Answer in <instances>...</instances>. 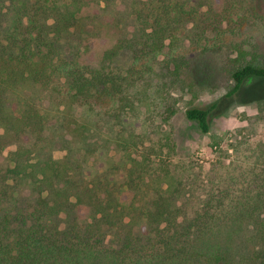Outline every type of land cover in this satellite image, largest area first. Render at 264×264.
Here are the masks:
<instances>
[{
	"label": "trees",
	"instance_id": "16d2710c",
	"mask_svg": "<svg viewBox=\"0 0 264 264\" xmlns=\"http://www.w3.org/2000/svg\"><path fill=\"white\" fill-rule=\"evenodd\" d=\"M12 1L0 2V264H264V173L190 206V171L167 169L157 146L140 154L150 135L123 122L157 100L150 78L132 71L161 52L165 28L147 32L149 18L135 7L136 34L103 17L100 30L71 47L64 33L107 0ZM235 53L227 97L264 80V61ZM186 66L178 62L172 86L183 84ZM213 107L188 108L185 119L207 134ZM111 146L127 162L89 173L90 159ZM55 150L64 156L54 159Z\"/></svg>",
	"mask_w": 264,
	"mask_h": 264
},
{
	"label": "rangeland",
	"instance_id": "374dc122",
	"mask_svg": "<svg viewBox=\"0 0 264 264\" xmlns=\"http://www.w3.org/2000/svg\"><path fill=\"white\" fill-rule=\"evenodd\" d=\"M0 2L8 7L13 1ZM160 2H100L95 15L70 26L63 41L71 47L81 46L90 34L101 29L103 17L117 18L118 33L130 37L139 31L131 18L135 7L149 18L147 32L165 28L161 52L139 61L132 71L136 77L142 74L144 79L150 78L147 93L157 100L137 106L123 122L132 126L136 134L150 135L152 143H146L140 154L146 153L150 145L157 146L155 155L167 161V169L176 173L190 171V176L183 178L191 190L185 198L190 206H198L208 193H236L252 183L253 174L264 173V101H255L264 97V80H248L236 96H226L231 88L227 71L236 55L235 48H243L264 61V0ZM21 3L14 0L15 6ZM180 60L187 62L186 67L178 69L183 84L172 86ZM130 61L125 57L122 69L127 71ZM211 106L209 132L203 135L185 119L184 112L191 107ZM103 107H109L108 102ZM64 154L63 150H55L53 158L59 160ZM90 160L87 170L95 173L125 164L127 157L111 146L106 154ZM118 178L123 181L121 172ZM123 197L129 201L131 196L126 192ZM86 216L84 213L82 219Z\"/></svg>",
	"mask_w": 264,
	"mask_h": 264
}]
</instances>
